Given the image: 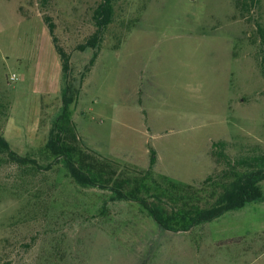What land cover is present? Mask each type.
<instances>
[{
	"label": "rangeland",
	"instance_id": "1",
	"mask_svg": "<svg viewBox=\"0 0 264 264\" xmlns=\"http://www.w3.org/2000/svg\"><path fill=\"white\" fill-rule=\"evenodd\" d=\"M101 1L0 0V134L42 166L29 174L0 154V264H264V180L262 198L186 230L161 229L112 190L135 187L150 147L149 190L136 193L168 214L207 208L224 182L211 142L225 139L231 154L264 151L253 43L264 0L251 15L235 0H118L97 48L82 49ZM44 15L68 56L67 141L93 157L94 170L104 164L106 186L74 182L62 159L48 167L64 84Z\"/></svg>",
	"mask_w": 264,
	"mask_h": 264
},
{
	"label": "trees",
	"instance_id": "2",
	"mask_svg": "<svg viewBox=\"0 0 264 264\" xmlns=\"http://www.w3.org/2000/svg\"><path fill=\"white\" fill-rule=\"evenodd\" d=\"M42 1L47 3L48 0ZM116 1L118 0H102L94 9L92 18L96 30L82 44V49L87 47L97 48L102 29L112 20V5ZM235 4L241 14L251 15L255 6L260 4V0H235ZM43 20L48 27L49 35L60 58L64 84L62 87V106L54 118L45 143V150L53 157V161L48 167L62 159L74 182L81 185L101 184V186H106L105 184L109 182L110 178L107 176L108 173L104 169V164H100L94 170L93 157L83 152L79 145L67 141V139L75 138L74 127H71L70 124L72 123L69 117L70 96L73 89L67 82L68 56L57 44V39L54 35V24L50 17L44 15ZM255 23L259 36L255 37L253 43L257 47V61L264 76V25L259 21ZM95 56L96 51L92 54L91 62ZM229 146L230 143L225 139L213 140L210 144L209 154L215 163L220 164L221 168L218 172V177L223 179L222 181L224 182L221 185L220 193L207 208H194L195 210L192 211L191 209L188 211L183 208L168 214L161 206L148 202L136 193V191L142 189L149 190L145 180L151 175L152 168L156 163L155 152L150 147L148 168L141 174V179L135 180V187L124 192L120 190L121 185L115 184L112 185V190L117 198L134 199L139 202L161 229L186 230L193 225L209 221L224 212L241 208L246 203L263 197L259 182L264 180V151L258 146H247L241 148L238 153L231 154ZM0 154H5L8 161L15 163L29 174H35L38 169L42 168L35 158L15 152L2 134H0ZM206 180L210 181L211 176H207ZM171 187L183 189L182 186L175 183L171 184ZM157 197L159 196L157 195Z\"/></svg>",
	"mask_w": 264,
	"mask_h": 264
},
{
	"label": "built area",
	"instance_id": "3",
	"mask_svg": "<svg viewBox=\"0 0 264 264\" xmlns=\"http://www.w3.org/2000/svg\"><path fill=\"white\" fill-rule=\"evenodd\" d=\"M15 77H16V75H15L14 73H12V74L10 75V79H11V80L15 79Z\"/></svg>",
	"mask_w": 264,
	"mask_h": 264
},
{
	"label": "crops",
	"instance_id": "4",
	"mask_svg": "<svg viewBox=\"0 0 264 264\" xmlns=\"http://www.w3.org/2000/svg\"><path fill=\"white\" fill-rule=\"evenodd\" d=\"M5 135H7V134H5ZM46 139H47V138H46ZM21 140H24L23 137L21 138ZM25 141H30V140H25Z\"/></svg>",
	"mask_w": 264,
	"mask_h": 264
}]
</instances>
